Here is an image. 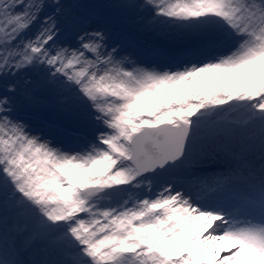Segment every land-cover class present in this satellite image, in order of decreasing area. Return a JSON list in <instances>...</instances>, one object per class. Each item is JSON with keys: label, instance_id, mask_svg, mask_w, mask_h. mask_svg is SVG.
Instances as JSON below:
<instances>
[{"label": "snow or ice", "instance_id": "snow-or-ice-1", "mask_svg": "<svg viewBox=\"0 0 264 264\" xmlns=\"http://www.w3.org/2000/svg\"><path fill=\"white\" fill-rule=\"evenodd\" d=\"M0 264H264V0H0Z\"/></svg>", "mask_w": 264, "mask_h": 264}]
</instances>
